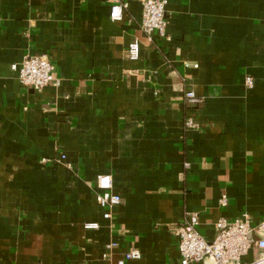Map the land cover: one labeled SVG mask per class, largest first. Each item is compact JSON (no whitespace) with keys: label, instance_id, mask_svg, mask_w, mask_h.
<instances>
[{"label":"crops","instance_id":"obj_1","mask_svg":"<svg viewBox=\"0 0 264 264\" xmlns=\"http://www.w3.org/2000/svg\"><path fill=\"white\" fill-rule=\"evenodd\" d=\"M112 1L0 0V264H116L131 249L125 264H181L171 227L188 213L207 240L219 217L264 222V0H167V37L151 40L144 0H121L118 20ZM25 55H47L59 83L20 84ZM105 173L121 197L109 218Z\"/></svg>","mask_w":264,"mask_h":264},{"label":"built area","instance_id":"obj_2","mask_svg":"<svg viewBox=\"0 0 264 264\" xmlns=\"http://www.w3.org/2000/svg\"><path fill=\"white\" fill-rule=\"evenodd\" d=\"M167 0H144L142 3L140 30L151 40L152 33L167 37ZM126 2L113 0L110 5V17L113 20L121 18ZM127 57L136 59L139 55V41L131 40L126 48ZM20 84L31 88H41L50 84L57 85L59 79L54 75V66L47 55H25L19 62L11 64ZM245 83L252 85V78L247 76ZM185 102L196 105L203 102V97L193 90L184 92ZM185 127H196L191 117L185 120ZM64 158V155H61ZM95 199L101 209L103 218L111 216L112 209L121 202L120 195L113 191L109 174H101L97 178ZM221 202L225 203L222 195ZM199 218L196 213H188L186 218L171 230L178 237L177 249L181 264L195 261L212 260L215 264H264V236L254 237L253 234H264V222L254 224L247 213H241L234 219L219 217L214 226V237L207 240L199 231ZM98 222H86L85 228H97ZM253 247L258 248V255L251 261L242 258ZM140 251L131 249L116 264H125L126 259L140 257Z\"/></svg>","mask_w":264,"mask_h":264}]
</instances>
